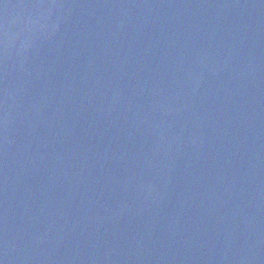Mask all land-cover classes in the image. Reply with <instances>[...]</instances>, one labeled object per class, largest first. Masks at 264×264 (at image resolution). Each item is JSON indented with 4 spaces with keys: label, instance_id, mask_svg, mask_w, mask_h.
Segmentation results:
<instances>
[{
    "label": "water",
    "instance_id": "water-1",
    "mask_svg": "<svg viewBox=\"0 0 264 264\" xmlns=\"http://www.w3.org/2000/svg\"><path fill=\"white\" fill-rule=\"evenodd\" d=\"M0 264H264V0H0Z\"/></svg>",
    "mask_w": 264,
    "mask_h": 264
}]
</instances>
